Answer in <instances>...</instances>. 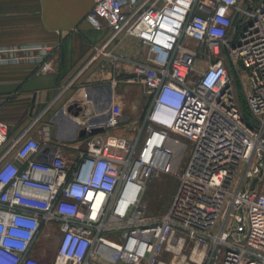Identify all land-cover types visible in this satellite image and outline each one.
Masks as SVG:
<instances>
[{"label":"built area","instance_id":"2783aa9c","mask_svg":"<svg viewBox=\"0 0 264 264\" xmlns=\"http://www.w3.org/2000/svg\"><path fill=\"white\" fill-rule=\"evenodd\" d=\"M85 21L109 31L92 59L123 67L150 98L144 137L110 133L122 120L114 97L84 123L83 148L49 145L47 127L42 144H8L0 120V264H264V0H95ZM118 36L143 59L108 49ZM52 50L1 49V61L49 74ZM172 135L189 155L166 212L147 217V182L175 173L188 148Z\"/></svg>","mask_w":264,"mask_h":264},{"label":"crops","instance_id":"0c3cea01","mask_svg":"<svg viewBox=\"0 0 264 264\" xmlns=\"http://www.w3.org/2000/svg\"><path fill=\"white\" fill-rule=\"evenodd\" d=\"M94 3L0 0V50L53 48L48 60L54 72L49 74L38 73L37 60L6 62L1 61L5 56L0 54V120L7 125L8 144L19 138H33L42 144L47 127L49 145L83 148L84 123L100 119L112 97L117 100L122 96L115 86L125 83L123 67L117 73L108 58L92 59L95 48L109 37L108 30L95 31L85 21ZM108 49L124 53L130 61L144 57V50L133 38L118 36ZM113 79L117 81L114 87ZM127 123L129 127L133 122ZM12 159L10 152L5 160Z\"/></svg>","mask_w":264,"mask_h":264},{"label":"rangeland","instance_id":"374dc122","mask_svg":"<svg viewBox=\"0 0 264 264\" xmlns=\"http://www.w3.org/2000/svg\"><path fill=\"white\" fill-rule=\"evenodd\" d=\"M206 65L207 64L202 59H199L196 66L198 70H203ZM129 78L130 76L126 75L123 79L125 83L115 86L116 93L122 95L117 98V103H119L121 107V117L125 119L118 128L112 130L110 133L115 136H122L136 144H140L144 137L142 124L150 105V98L147 96L141 84L126 81L129 80ZM236 95L242 102L240 89L238 88L236 89ZM243 110L245 111V109ZM128 121L133 123L129 127H126ZM172 138L177 142L186 144L188 148L182 153L176 154L177 162L175 166L177 170L175 173H160L147 182L140 200L145 208V216L147 217L159 216L166 212L177 185L176 173L184 166L189 155V142L177 135H172ZM257 188L259 192L264 193V175L257 182ZM43 247L44 244L42 242L37 249V254L42 255Z\"/></svg>","mask_w":264,"mask_h":264},{"label":"water","instance_id":"95a60500","mask_svg":"<svg viewBox=\"0 0 264 264\" xmlns=\"http://www.w3.org/2000/svg\"><path fill=\"white\" fill-rule=\"evenodd\" d=\"M71 108H69V110H70ZM81 135L83 136L84 135V132H81Z\"/></svg>","mask_w":264,"mask_h":264}]
</instances>
